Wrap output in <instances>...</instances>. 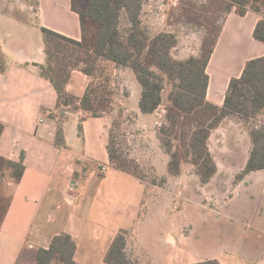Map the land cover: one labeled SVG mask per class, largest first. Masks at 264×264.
<instances>
[{"label":"crops","instance_id":"obj_1","mask_svg":"<svg viewBox=\"0 0 264 264\" xmlns=\"http://www.w3.org/2000/svg\"><path fill=\"white\" fill-rule=\"evenodd\" d=\"M30 1L22 2L20 12L24 18L0 12V21L5 23L4 29L0 27V46L9 61L7 72L0 73V123L5 127L0 156L19 161L25 153L26 166L21 183L10 187L13 200L0 228V264H37V250L48 249L53 238L62 233L70 234L77 244L76 264L84 261L91 243L104 247V256L99 261L105 262L116 235L130 223L131 201L137 198L136 203L142 202L144 184L130 174L115 170L110 163L107 147L113 125L111 116L93 118L86 117L84 112L74 114L64 124L66 146L56 144L58 122L51 115L59 114L58 94L35 67L46 60L41 28L81 41L80 18L72 10V0H38L36 12L32 6L35 0ZM260 19L254 12L241 17L233 11L222 23L207 68L210 103L223 106L230 80L242 75L249 60L264 56V44L254 38ZM90 81L82 72L75 71L67 91L81 98ZM40 117H44L43 123L39 122ZM84 117V141L78 135L81 143L76 149L69 143L68 129L75 123L80 125ZM77 160L107 165L109 173L101 180L91 172L86 180L76 181ZM190 169L186 172L196 176L192 165ZM184 172L185 166L182 177ZM261 173H253L236 185V195L225 203L224 209L232 205L243 186L258 180L252 178H258ZM217 210L219 217L226 215L220 208ZM141 223V228L147 225L146 221ZM169 226L170 232L178 228L173 222ZM163 239L159 237L149 244L155 260L166 264L175 261L193 264L207 259H217L221 264H264V254L257 258V254L243 253L241 246H220L212 249L213 252H204L194 235L186 239L185 248L180 241Z\"/></svg>","mask_w":264,"mask_h":264},{"label":"trees","instance_id":"obj_2","mask_svg":"<svg viewBox=\"0 0 264 264\" xmlns=\"http://www.w3.org/2000/svg\"><path fill=\"white\" fill-rule=\"evenodd\" d=\"M37 11L38 0L34 1ZM146 0H72V10L79 15L82 37L74 40L42 27L45 63L35 65L38 74L50 81L58 94L56 144L66 146L64 124L69 114L84 112L86 117L100 118L112 112L113 73L110 67L129 69L141 87L138 110L143 116L155 114L164 104L167 95L164 123L157 128V138L169 157L168 173L180 177L183 164L194 167L202 186L210 184L219 173L218 162L211 151L213 134L227 121L247 127L250 150L245 164L235 176V184L243 182L253 173L264 172V56L249 60L242 75L230 80L223 106L207 100L210 77L207 73L222 27L217 24L235 11L241 17L248 12L260 16L254 38L264 44V0H202L181 3L179 21L202 27L205 35L200 52L188 59H176L172 51L178 45L174 33L161 32L150 36L143 26ZM200 2V1H199ZM126 17L129 28L122 31ZM9 68V61L0 46V73ZM75 71L90 78L83 97L67 91ZM113 74V75H112ZM81 119L78 135L84 141ZM116 122L113 123V126ZM0 123V140L4 132ZM113 127L107 147L112 167L130 174L143 183L164 187L166 180L158 175L143 174L139 165L127 159L116 148ZM77 160V166L83 165ZM84 170V169H83ZM153 170V167L150 168ZM26 171L25 153L19 161L0 156V228L10 210L13 195L8 183L17 186ZM85 172L87 169L84 170ZM74 179H84L83 172H75ZM130 232L122 229L116 235L105 257L106 264H136L127 253ZM77 244L70 234L62 233L51 241L48 249L39 248L37 264H76ZM193 264H221L207 259Z\"/></svg>","mask_w":264,"mask_h":264},{"label":"rangeland","instance_id":"obj_3","mask_svg":"<svg viewBox=\"0 0 264 264\" xmlns=\"http://www.w3.org/2000/svg\"><path fill=\"white\" fill-rule=\"evenodd\" d=\"M23 1L0 0V12L24 18L20 12L24 6ZM189 1L198 2V6L202 5V0H146L143 10V26L150 36L153 37L161 32H170L177 36L178 45L172 51L176 59L184 60L192 55L197 56L205 35L202 27L188 25L184 20H178L181 3L188 5ZM32 6L35 10L36 6L34 4ZM223 22L224 20L220 18L217 24L222 25ZM0 27L4 29L5 23L0 21ZM128 28L127 19L123 16L124 34H127ZM109 70L114 75L112 74L111 89L112 112L108 116L112 117L113 123L116 122L115 126L112 125L116 148L127 159L139 165L143 174L148 171V175L156 174L159 179L166 180L164 187L143 183L145 193L142 202L136 203L137 198L136 201H131L130 214H128L130 223L126 228L130 232L127 248L130 259L136 264H166L155 260V252L151 251L152 247L149 243L163 237L173 242L180 241L182 248H185V241L191 235L199 241V249L204 252L208 250L213 252L212 249L220 246L228 248L241 246L243 253L257 254V258L264 254V172L258 178H252L258 180L243 186L232 205L224 209L225 203L236 195L235 176L249 155L248 128L237 125L234 121H227L212 137L210 148L221 172L210 184L202 186L197 176L188 174L186 169L190 171L191 165L187 163L183 164L184 177H173L167 170L169 157L164 153L156 133L157 128L164 123L163 111L166 109L170 87L164 92L165 102L162 108L151 116H143L137 112L139 110H135L138 109L141 87L133 72L114 67H110ZM73 115L69 114L68 118ZM260 120L264 123V117ZM78 131L79 124L69 126V143L76 149H79L81 143ZM81 163L83 165H79L78 171L83 172V180H86L91 172H94L95 178L102 180L104 174L101 173V165L85 161ZM152 167L153 170H150ZM259 177L262 179L260 180ZM11 186H8L9 192ZM180 191L183 199L180 206L175 209L174 202ZM137 204L141 206L138 208ZM218 208L226 214L224 216L227 219H222L224 216L219 217L216 214L219 212ZM143 221H146L147 225L141 228ZM171 222L177 224L179 229L168 231ZM88 248V254L79 264H105L104 261H99L104 256V247L101 244L91 243ZM183 263V261H175L169 264Z\"/></svg>","mask_w":264,"mask_h":264},{"label":"built area","instance_id":"obj_4","mask_svg":"<svg viewBox=\"0 0 264 264\" xmlns=\"http://www.w3.org/2000/svg\"><path fill=\"white\" fill-rule=\"evenodd\" d=\"M160 108H162V106ZM163 113L164 114L166 113V109L163 111ZM39 122L43 123L44 122V117H40L39 118ZM101 173L104 174V175L108 174L109 173V166L101 165ZM11 185H12L11 183H8V186H11ZM182 199H183V196H182V192L180 191L176 195V199H175V202H174L175 209H177L180 206V202H181Z\"/></svg>","mask_w":264,"mask_h":264}]
</instances>
